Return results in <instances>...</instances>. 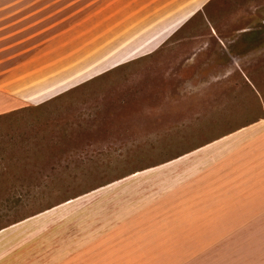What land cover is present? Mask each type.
<instances>
[{
  "label": "rangeland",
  "instance_id": "obj_1",
  "mask_svg": "<svg viewBox=\"0 0 264 264\" xmlns=\"http://www.w3.org/2000/svg\"><path fill=\"white\" fill-rule=\"evenodd\" d=\"M103 1L0 0V264H264V0L25 101L96 59Z\"/></svg>",
  "mask_w": 264,
  "mask_h": 264
},
{
  "label": "crops",
  "instance_id": "obj_2",
  "mask_svg": "<svg viewBox=\"0 0 264 264\" xmlns=\"http://www.w3.org/2000/svg\"><path fill=\"white\" fill-rule=\"evenodd\" d=\"M211 1L104 0L102 14L98 16L93 11L91 19L86 22L85 37L91 42L83 52L89 53L100 48L98 55L92 56L96 59H92L85 70L70 79L45 87L40 86L24 96V100L31 104L43 103L93 77L76 84L78 81L111 69L112 63L120 61L123 64L152 55L197 14L203 13ZM99 32L100 35L97 36ZM69 86L73 87L61 91Z\"/></svg>",
  "mask_w": 264,
  "mask_h": 264
}]
</instances>
